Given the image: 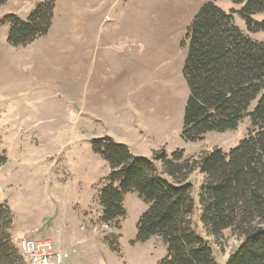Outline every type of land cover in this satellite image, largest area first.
Returning <instances> with one entry per match:
<instances>
[{"label": "rangeland", "instance_id": "374dc122", "mask_svg": "<svg viewBox=\"0 0 264 264\" xmlns=\"http://www.w3.org/2000/svg\"><path fill=\"white\" fill-rule=\"evenodd\" d=\"M40 1L6 0L0 7V159H6L0 202L13 216V243L49 239L70 251L63 264H155L166 247L158 236L136 241L148 206L135 193L124 196L119 230L100 222L98 193L109 166L92 152L91 139L118 138L128 113L136 128L128 147L136 156L161 148L168 154L227 152L247 135L251 126L244 118L235 130L198 142L180 137L188 89L181 73L184 30L177 25L182 14L194 16L202 0H56L49 32L25 47L10 46L4 17L25 21ZM217 5L238 8L227 0ZM233 20L250 39L264 42V30L249 33L237 14ZM190 179L198 198L201 175ZM223 235L212 245L219 264L241 242L228 231Z\"/></svg>", "mask_w": 264, "mask_h": 264}, {"label": "trees", "instance_id": "16d2710c", "mask_svg": "<svg viewBox=\"0 0 264 264\" xmlns=\"http://www.w3.org/2000/svg\"><path fill=\"white\" fill-rule=\"evenodd\" d=\"M218 1L201 5L181 42L188 95L180 137L198 142L208 133L235 130L244 118L251 126L247 135L227 152L213 147L198 155L161 148L136 156L109 136L91 139L92 152L109 166L98 193L100 222L119 230L124 196L135 193L148 206L138 219L136 241L158 236L166 247L155 264H219L212 245L225 231L241 239L225 264H264V42L250 39L233 20L237 14L247 32L263 31L264 19L254 16L264 14V0H227L238 6L228 11ZM55 2L41 0L25 21L5 16L8 44L25 47L45 36ZM5 161L1 157L0 164ZM196 171L202 179L198 198L190 179ZM12 224L9 207L0 202V264L23 261Z\"/></svg>", "mask_w": 264, "mask_h": 264}, {"label": "built area", "instance_id": "2783aa9c", "mask_svg": "<svg viewBox=\"0 0 264 264\" xmlns=\"http://www.w3.org/2000/svg\"><path fill=\"white\" fill-rule=\"evenodd\" d=\"M16 247L27 264H63L70 251L58 249L49 239L19 237Z\"/></svg>", "mask_w": 264, "mask_h": 264}, {"label": "crops", "instance_id": "0c3cea01", "mask_svg": "<svg viewBox=\"0 0 264 264\" xmlns=\"http://www.w3.org/2000/svg\"><path fill=\"white\" fill-rule=\"evenodd\" d=\"M182 1V0H181ZM208 0H202L201 2V5L202 3L204 2H207ZM219 2V1H218ZM217 2V3H218ZM182 5H183V1H182ZM201 7V6H200ZM199 7V8H200ZM199 10V9H198ZM197 10V11H198ZM197 13V12H196ZM195 13V14H196ZM194 14V15H195ZM154 16H156V13L153 14ZM192 16H188L187 20L185 19V17H183L184 15L182 14V19L180 20L179 24L177 25V27H180V29H183L185 32H186V29L188 27V25L190 24L191 20L193 19V13L191 14ZM128 17H124V19H126ZM130 20V18H129ZM183 21V22H182ZM129 25V28H131V23L128 24ZM175 27V26H174ZM183 31V33L185 34V32ZM184 36V35H183ZM186 56V55H185ZM184 63V62H183ZM183 67V65H182ZM181 73H182V68H181ZM102 73L100 71H98V78H101L102 77ZM103 78H104V75H103ZM122 127H123V131L121 133L118 134V138H116L115 140L120 142V143H126L127 146L131 147L132 145H129L128 143V138H136V128L133 126V123H132V117H131V113H128V122L125 123V124H121ZM108 131V130H107ZM108 133V132H107ZM107 136V135H105ZM100 137V136H98ZM96 155V154H95ZM98 156V155H97ZM145 156H149L148 154L145 155Z\"/></svg>", "mask_w": 264, "mask_h": 264}]
</instances>
